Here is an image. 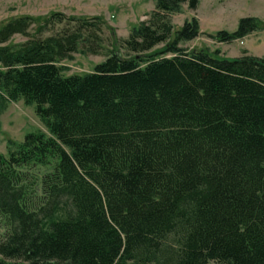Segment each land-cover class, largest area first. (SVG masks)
Segmentation results:
<instances>
[{"label":"trees","instance_id":"trees-1","mask_svg":"<svg viewBox=\"0 0 264 264\" xmlns=\"http://www.w3.org/2000/svg\"><path fill=\"white\" fill-rule=\"evenodd\" d=\"M199 3L157 0L125 54L117 39L82 75L59 63L102 54L101 16L0 27V109L34 105L50 133L0 153V264H264V57L181 47L199 21L171 17ZM261 29L247 16L210 36Z\"/></svg>","mask_w":264,"mask_h":264},{"label":"rangeland","instance_id":"rangeland-1","mask_svg":"<svg viewBox=\"0 0 264 264\" xmlns=\"http://www.w3.org/2000/svg\"><path fill=\"white\" fill-rule=\"evenodd\" d=\"M156 2L157 0H0V27L14 17H46L52 12H63L68 16H101L109 27H104L102 31V54L84 55L78 52L74 54L73 59L59 63L66 68L64 75H82L93 71L98 63L106 59L117 39L119 42L116 46L125 54L123 41L129 37L133 28L149 18ZM247 16L258 17L264 21V0H200L196 10L184 4L182 10L173 14L171 19L177 29L194 17L199 21L201 34L191 41L181 42L180 46L183 48L220 50L222 55L230 58L241 56L245 52L264 57V29L249 34L252 36L247 35L249 37L246 36V39L244 37L230 43L219 42L210 36L220 30L234 32L239 20ZM25 40L26 37L16 35L11 43L17 44ZM168 56L170 57V54ZM37 131L50 134L45 123L37 115L34 105H27L23 100L9 101L0 109L1 154L8 156L11 150H15L17 143L24 141L28 133ZM48 170L49 168L38 166L30 170V174L40 177ZM37 190L40 191L39 186ZM8 229L6 220L0 215V242L5 239ZM209 264L220 263L211 261Z\"/></svg>","mask_w":264,"mask_h":264},{"label":"crops","instance_id":"crops-1","mask_svg":"<svg viewBox=\"0 0 264 264\" xmlns=\"http://www.w3.org/2000/svg\"><path fill=\"white\" fill-rule=\"evenodd\" d=\"M255 34V33H254ZM249 36H252V35H249ZM249 36H247V37H249ZM247 37H245L244 39H246ZM223 56H224V54H223Z\"/></svg>","mask_w":264,"mask_h":264}]
</instances>
